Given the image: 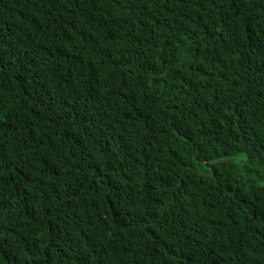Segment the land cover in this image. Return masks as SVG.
Instances as JSON below:
<instances>
[{"label":"trees","instance_id":"obj_1","mask_svg":"<svg viewBox=\"0 0 264 264\" xmlns=\"http://www.w3.org/2000/svg\"><path fill=\"white\" fill-rule=\"evenodd\" d=\"M0 264H264V0H0Z\"/></svg>","mask_w":264,"mask_h":264}]
</instances>
